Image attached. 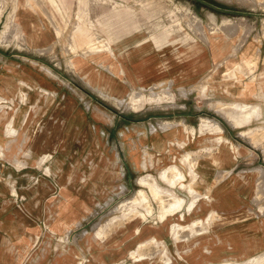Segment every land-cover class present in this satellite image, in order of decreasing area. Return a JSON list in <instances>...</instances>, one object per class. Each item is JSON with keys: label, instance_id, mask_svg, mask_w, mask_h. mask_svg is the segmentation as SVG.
<instances>
[{"label": "rangeland", "instance_id": "1", "mask_svg": "<svg viewBox=\"0 0 264 264\" xmlns=\"http://www.w3.org/2000/svg\"><path fill=\"white\" fill-rule=\"evenodd\" d=\"M3 1L0 264L9 258L63 264L68 253L77 255L74 264H88L102 248L108 260L119 253L132 264H264V101L260 111L257 73L264 71V0H56L59 11L51 0ZM163 32L176 41L168 49L186 55L181 59L207 56L209 68L195 85L131 88L120 61L92 53L120 52L125 42ZM77 65L100 87L91 88ZM113 82L123 90L120 100L107 87ZM137 93L158 95L159 104L134 109ZM217 104L232 107L236 121L246 119L242 105L258 107L260 117L235 125L214 111ZM206 120L217 122L227 140L200 133ZM198 133L218 137L211 160L188 154L204 153L194 143ZM228 150L235 169L218 171L206 191L195 170L223 165ZM244 184L253 189L243 191ZM245 193L251 199L244 206L224 205ZM163 206L169 208L162 212ZM164 231L173 239L161 240Z\"/></svg>", "mask_w": 264, "mask_h": 264}, {"label": "crops", "instance_id": "2", "mask_svg": "<svg viewBox=\"0 0 264 264\" xmlns=\"http://www.w3.org/2000/svg\"><path fill=\"white\" fill-rule=\"evenodd\" d=\"M50 3L55 7V9L57 11L60 10V5L58 2H56V0L55 1L51 0ZM59 32H60V29H59V25H58L56 27V30H55L57 37H59V34H60ZM75 32L76 33L79 32L83 38L87 37V40L90 39V37L87 36L86 30H83L82 27H80V26L76 27ZM226 42H227V40H226ZM246 42L244 41L242 44L232 43V46L234 47L236 45L239 47H241V46L243 47L246 45ZM87 44H88V42H86V45ZM135 45H136V43L132 40L130 42H128V44L125 42L124 44H122L121 51L133 49L135 47ZM153 49L154 50H152V52L147 56L146 59L138 57L141 55L136 54V57H138V58L135 61V63H138V65L133 66L132 74L130 75V77L124 79L126 84L129 87H131V88H155V87H158L161 85V86H178V87L184 88V87H189V86L195 85L201 78H203V73H198L196 70H193L192 68H191L190 72L187 71L188 68H185L186 63L190 67H192V64H189V62L187 60L180 61L177 58L178 50H176L174 48H173V50L172 49L169 50L168 47L166 46L162 49L163 50L162 51L155 44H153ZM206 58H207V56H206ZM193 62H190V63H193ZM257 73H258V77L260 79V81H259V84H260L259 85V94L258 95H259V107H260V111H261V105L264 101V87L261 86L262 85L261 80L264 79L263 78L264 77V71L258 70ZM245 84H244L243 89H242L243 94L241 93L240 96H242V95L245 96V93L247 91L246 90L247 87H245L246 86ZM205 91H207V89ZM248 96L251 99H256V93L255 92H252V93L249 92ZM234 129H236V128H234ZM199 136L201 138H199L198 140H195L194 143L198 146L200 145L199 146L200 148H203V152H204L203 155L195 154V153H188V154H191L196 158H204L206 160H211L213 154H215L217 152V149H218L217 148L218 145L216 144V139L218 137H215V139L207 140V139L202 138V136H205V135L199 134ZM223 139L227 140L224 137H223ZM207 151H209V152H207ZM234 160H235V158H234L233 154L228 150V152L226 153V162H224L223 165L219 164V163L218 164L212 163L203 173H202V171L200 173V172L195 170V175L200 176V181H201L202 186H205L204 188L206 191H210L211 190L210 184H213V182H214L213 175H215L218 171L227 172V171L235 169L236 163ZM238 185H240V184H238ZM245 186H247V184H244L242 186V187H244V188H242V190L245 192L251 191L253 189V188H251V186H247V187H245ZM238 189L240 190V188H238ZM244 197L245 198H242V200H239L238 198L231 200L229 197H227L226 201L224 202V205H226L228 207H230V206L242 207L245 205L246 202L249 203L250 199H251V198H249L250 194L247 195V193L244 194ZM147 233H148V235L146 237L148 239L153 237L152 232H150V233L147 232ZM164 233H165V231H164ZM185 237L187 238L188 236H185ZM166 239H173L171 234H170V231L168 232V235H166V233H165L161 240L165 241ZM180 241H182V240L180 239L179 242ZM104 249L103 248L100 249V251L95 254V257H92V261L89 262L88 264H130L131 263V262L123 263L121 259H117V255H119V253H116V254L114 253L113 261H110L111 259L108 260L107 254L101 253V251L103 252ZM99 253L103 255L102 258L97 256ZM8 254L10 255L11 253H8ZM47 261L48 262L55 261V258H50ZM8 262L10 264H15L14 259H12V258H9Z\"/></svg>", "mask_w": 264, "mask_h": 264}, {"label": "bare ground", "instance_id": "3", "mask_svg": "<svg viewBox=\"0 0 264 264\" xmlns=\"http://www.w3.org/2000/svg\"><path fill=\"white\" fill-rule=\"evenodd\" d=\"M1 1H3V0H1ZM55 1V0H54ZM22 2V1H21ZM1 4H3L4 5V1L1 3ZM19 5H18V3H17V7H18ZM12 17V16H11ZM194 21V20H193ZM197 22V21H196ZM12 23V22H11ZM13 24V23H12ZM229 24V23H228ZM228 24H226V26L228 25ZM192 25V24H191ZM233 25V24H232ZM195 26H196V24H195ZM198 26V25H197ZM229 26V25H228ZM12 27V26H11ZM192 27V26H191ZM264 27V26H263ZM7 28H9L10 29V27L7 25ZM193 28V30L195 29V27H192ZM191 28V29H192ZM197 28V27H196ZM228 28H230V29H228V30H231V27H228ZM234 28V27H233ZM233 28H232V31H233ZM222 29V28H221ZM220 29V30H221ZM11 30V29H10ZM14 30V29H13ZM225 30H227V28L226 29H224L223 30V32L224 33H226L225 32ZM160 31V30H159ZM200 32V31H199ZM12 33H13V31H12ZM228 33V32H227ZM230 34H231V32H230ZM11 35V34H10ZM152 35V34H151ZM151 35H149V36H151ZM6 36L8 37V34H6ZM230 36V35H229ZM10 37V36H9ZM98 37V36H97ZM172 38H174V37H172ZM99 39V38H98ZM97 41V40H96ZM99 42V41H98ZM100 43V42H99ZM176 43V41L175 40H170V34L168 33V32H163V33H161V34H159L158 35V37H150L149 39L147 38V39H143V40H140V41H138L137 43H136V45H135V47L133 48V49H129V50H124V51H121V52H113L112 50H110L109 48L108 49H105L104 51L103 50H94V51H92V53H93V55H95L96 57H98V59L99 60H103L102 58H105L106 59V61H107V59H108V56L107 55H112V56H114V58L115 59H117L118 61H120V65H121V67H122V70L124 71V73L126 74V76L129 78L130 77V75L132 74V68H133V66H137L138 65V63H135V61L137 60V58L138 57H141V58H143V59H146L147 58V56L152 52V50H154L153 49V44H155L160 50H162L164 47H166V46H168V45H170V44H175ZM97 44V43H96ZM88 46L90 47V43L88 44ZM186 46V45H185ZM105 47H106V45H105ZM107 48V47H106ZM172 48H174V47H172ZM185 48V47H184ZM72 49H74V48H72ZM91 50H93V49H91ZM163 51V50H162ZM197 51V50H196ZM87 52V51H86ZM136 54H138V55H141V56H138V57H136ZM91 56V55H90ZM75 57V56H74ZM73 57V58H74ZM182 57H185L186 58V55H180L179 53H178V55H177V58L180 60V61H183V59H181ZM194 59V58H193ZM141 60V59H140ZM192 60V59H191ZM197 60V59H196ZM251 60V59H250ZM134 62V63H133ZM152 64V63H151ZM181 64V63H180ZM189 64H192V67H190L189 65H187V63H186V66H185V68H188L187 69V71L188 72H190L191 71V68L193 69V70H196L198 73H203L207 68H209V60L206 58V56H205V54L203 53V54H201L200 55V58L197 60V61H194L193 63H189ZM74 65V64H73ZM242 65H244V64H242ZM189 66V67H188ZM144 67V66H143ZM250 67V66H249ZM183 68V67H182ZM254 68V67H253ZM76 69H77V72L85 79V80H87L88 81V85L92 88H96V87H100L99 85H98V83H97V81H95L94 79H87V77H88V75H86L85 74V68L83 67V66H80V65H77L76 66ZM177 70V69H176ZM236 70V69H235ZM177 72V71H176ZM194 72V71H193ZM120 73H122V72H120ZM164 73V72H163ZM166 73V72H165ZM168 74V73H167ZM159 75V74H158ZM135 76V75H134ZM210 76V75H209ZM209 76H207V78H210ZM161 78V77H160ZM232 79V78H231ZM233 80H235L234 78H233ZM233 82V81H232ZM238 82V81H237ZM234 83V82H233ZM118 84V83H117ZM117 84L115 83V82H113V83H110V84H107V87L109 88V91H110V93L116 98V99H121V98H123L124 97V93H123V90H122V88H120V86L118 85L117 86ZM143 86V85H142ZM156 86V85H155ZM161 86V85H160ZM148 87V86H147ZM214 87V86H213ZM156 88V87H155ZM134 90V89H133ZM205 91V90H204ZM134 92H136V91H134ZM160 92V91H159ZM161 92H163V91H161ZM170 91H168V93H169ZM141 93V92H140ZM152 93V92H151ZM150 93V94H151ZM158 93V92H157ZM156 93V94H157ZM164 93V96L165 95H167L168 93H167V91L166 92H163ZM171 93V92H170ZM204 93V92H203ZM137 94H139V93H137ZM142 94H144L145 95V93H142ZM142 94H139V95H137V96H133L132 97V99L130 100L131 101V104H132V106L131 107H133L134 109H137V108H139V107H142V106H144L145 104H148V103H151L152 104V102H155L156 101V104H157V96L158 95H152L151 97L150 96H147V97H149L148 99H147V97H146V95L144 96L145 98H142L141 96H142ZM149 94V95H150ZM155 94V93H154ZM162 94V93H161ZM134 95H136V94H134ZM171 95H173V93H171ZM155 96V97H154ZM169 97H170V94L168 95ZM174 97V96H173ZM172 97V98H173ZM168 98V97H167ZM165 99V98H164ZM163 99V100H164ZM175 99V98H174ZM171 100V99H170ZM115 101V100H114ZM159 101V100H158ZM169 101V100H168ZM118 102V101H117ZM164 102H167L166 100L164 101ZM170 102V101H169ZM119 103H120V101H119ZM243 103V102H242ZM130 104V103H129ZM159 104V103H158ZM157 104V105H158ZM161 104V103H160ZM221 104V103H220ZM218 105V104H217ZM216 105V106H217ZM238 105V104H237ZM216 106H215V108L213 107V105H212V109L214 108V111L215 112H220L221 113V115L222 116H224L225 118H227L229 121H231L230 119H232V123H234L235 125H241V124H247V121H249V117H251V115H255V117L254 118H256V115L258 116V115H260L257 111H259V109H258V107H252L253 106V104H252V106H250V105H242V107H241V112H243V114L246 112V114H244L245 115V117H246V119L244 120V121H242V120H240V121H236V119H235V117H233L234 115V113L232 112V107H231V109H230V107L227 109L228 111H226V109L224 110V108L227 106L228 107V105H226V104H221V106L222 107H224V108H222V107H220V105H218L219 106V108H218V106H217V109H216ZM229 106H232V104L231 105H229ZM233 107H238V106H235V105H233ZM239 108V107H238ZM131 109V108H130ZM133 110V109H132ZM224 110V111H223ZM230 110H231V112L233 113V114H231V112H230ZM234 111H236L235 109H233ZM238 111V110H237ZM236 111V112H237ZM260 112V111H259ZM238 113V112H237ZM241 114V113H240ZM242 114V115H243ZM235 115H237L236 113H235ZM243 115V116H244ZM241 116V115H240ZM242 117V116H241ZM260 116H258V118H259ZM237 118V117H236ZM243 118V117H242ZM251 120V119H250ZM255 120V119H254ZM176 126V125H175ZM166 128V127H165ZM198 131L200 132V133H204V132H209V133H216V134H219L220 135V139H222L223 137H222V135H223V131H222V128H221V126H219L218 124H217V122H215V121H211V120H206V121H202L201 122V124L199 125V128H198ZM216 161V160H215ZM67 189V188H66ZM157 190V189H156ZM64 191V190H63ZM68 191V190H67ZM67 193V192H66ZM192 193V192H191ZM63 194V193H62ZM157 196H161L158 192H156L155 193ZM193 194V193H192ZM194 196V195H193ZM197 196H198V194H197ZM195 198H196V196H195ZM161 202L163 203L164 202V200L162 199L161 200ZM196 202H193V203H191V205L189 206V209H192V206L195 204ZM178 204H180L179 203V201H178ZM59 205V204H58ZM169 207H170V205H169ZM168 207V208H169ZM168 208H166L165 206H163L162 207V212H164V211H166ZM62 210V209H61ZM61 210H59V211H61ZM53 212V211H52ZM61 213V212H60ZM57 214H59V213H57ZM49 215H51V214H49ZM61 216V215H60ZM56 218V217H55ZM54 219V218H53ZM57 219V218H56ZM194 224V223H193ZM139 228L140 227H135V230L134 231H132V233H136L138 230H139ZM64 258L66 259L65 260V262H64ZM78 257H77V255L75 254V253H68V254H65L64 256H63V261H62V263L63 264H74L75 263V260L77 259Z\"/></svg>", "mask_w": 264, "mask_h": 264}]
</instances>
